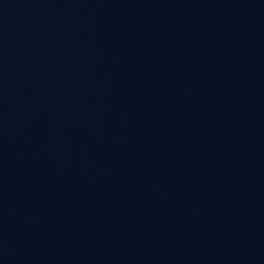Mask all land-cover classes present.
Masks as SVG:
<instances>
[{
  "label": "water",
  "instance_id": "water-1",
  "mask_svg": "<svg viewBox=\"0 0 264 264\" xmlns=\"http://www.w3.org/2000/svg\"><path fill=\"white\" fill-rule=\"evenodd\" d=\"M0 264H264V0H0Z\"/></svg>",
  "mask_w": 264,
  "mask_h": 264
}]
</instances>
